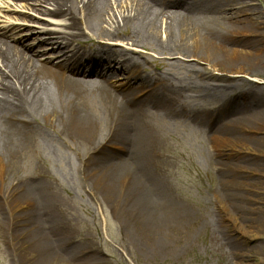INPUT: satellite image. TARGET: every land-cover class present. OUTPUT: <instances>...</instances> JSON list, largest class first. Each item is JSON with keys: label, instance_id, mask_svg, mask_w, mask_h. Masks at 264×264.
<instances>
[{"label": "rangeland", "instance_id": "1", "mask_svg": "<svg viewBox=\"0 0 264 264\" xmlns=\"http://www.w3.org/2000/svg\"><path fill=\"white\" fill-rule=\"evenodd\" d=\"M37 1L0 0V46L4 38L21 49L37 48L44 33L62 31L64 21L41 14L38 9L51 8ZM80 1L62 4L76 15L84 41L92 34ZM218 1L237 8L243 0ZM249 1L254 12L238 17L221 47L197 58L103 42L138 53L136 73L152 78L151 84L157 79L167 97L155 103L158 108L148 106L155 132L149 159L111 168L132 172L137 193L128 191L129 177H113L118 172L109 183L111 169L94 160V146L108 140V127L85 144L79 131L65 136L41 124L26 153L0 178L2 193L15 188L31 205L17 215L28 221L32 212L41 213V222H4L0 199V264H264V189L258 204L245 199L247 181L264 183V167L256 168L264 164V141H258L264 139V0ZM213 19L230 31L222 14ZM238 116L241 121L228 124ZM218 127L225 136L220 147L211 137ZM235 162L246 170L227 166Z\"/></svg>", "mask_w": 264, "mask_h": 264}, {"label": "bare ground", "instance_id": "2", "mask_svg": "<svg viewBox=\"0 0 264 264\" xmlns=\"http://www.w3.org/2000/svg\"><path fill=\"white\" fill-rule=\"evenodd\" d=\"M62 2L64 0L35 2L39 6H50V10L38 9L41 14L64 21L62 31L46 32L45 38L36 39L37 48L46 46V52L40 53L32 45L21 49L2 39L0 178L8 171L10 163L17 162L26 153L30 136L38 132L41 124L52 125L54 130L65 136L74 130L79 131L83 134L79 138L85 144L93 140L94 131L101 132L108 127V140L101 145L100 142L96 144L92 151L96 153L94 160L104 161L107 169L148 160L155 133L149 121L153 116L147 114L148 106L158 108L157 105H163L160 102L167 97L158 87L157 79L151 84L152 78L136 73L139 61L134 56L135 51L115 48L103 42H126L129 47L149 49L161 55L197 58L202 53L208 54L221 47L227 39L225 32L237 29L238 17L254 12V6L248 0L240 2L241 7L237 8L233 4L223 8L218 0H82L84 20L89 25V34H92L91 38L83 41L76 15ZM244 6L249 7L245 9ZM196 9L203 12L204 19L196 17ZM213 14H222L228 19L229 24L224 23V26L227 24L230 31H226L227 27L222 29L213 19ZM2 36L13 40L10 36ZM72 45L76 46L71 50ZM229 50L233 56L238 55L235 48ZM136 55L141 58L138 53ZM113 79L116 82L111 83ZM145 92L150 95L141 99L139 94ZM261 114L264 115V109ZM241 120L238 116L228 124ZM218 124L221 127L224 125ZM220 128H215L211 134L218 147L225 139ZM227 166L242 170L247 168L244 163L237 162ZM263 167L264 164L259 163L256 168ZM116 172L118 174L113 177H129L128 191L133 189L137 193L134 188L139 183L132 172L129 175L127 170L111 169L107 178ZM109 178V183L113 184L114 178ZM224 182L231 185L230 179H224ZM247 183L249 195L245 199L251 197L254 204H258L256 200L261 199L264 183L260 182L259 187ZM17 192L15 188L6 189L5 193L0 190V199L6 208L4 222H22V226H26L34 221L38 226L41 213L36 215L32 212L28 221L17 215L22 207L31 206L19 199ZM152 218L147 220L157 221ZM25 256L27 259L28 255Z\"/></svg>", "mask_w": 264, "mask_h": 264}]
</instances>
